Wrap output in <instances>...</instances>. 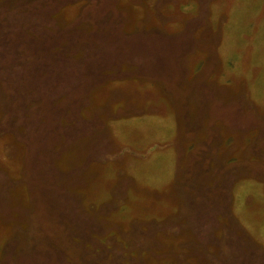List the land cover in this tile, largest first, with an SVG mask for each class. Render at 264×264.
Here are the masks:
<instances>
[{
    "label": "rangeland",
    "instance_id": "rangeland-1",
    "mask_svg": "<svg viewBox=\"0 0 264 264\" xmlns=\"http://www.w3.org/2000/svg\"><path fill=\"white\" fill-rule=\"evenodd\" d=\"M254 106L264 0H0V264H264Z\"/></svg>",
    "mask_w": 264,
    "mask_h": 264
},
{
    "label": "flooded vegetation",
    "instance_id": "flooded-vegetation-1",
    "mask_svg": "<svg viewBox=\"0 0 264 264\" xmlns=\"http://www.w3.org/2000/svg\"><path fill=\"white\" fill-rule=\"evenodd\" d=\"M254 109H256V113L258 115V121H257L258 126L261 128L262 125L264 124V119L262 118V116H260V113H259L260 110L258 108H256L255 106H254ZM237 110H239V111L243 110L242 105H239ZM236 114H237V112H236ZM238 114H240V113H238ZM232 122L233 123L227 122L226 126L228 128H227V132L225 134V139L224 138L222 139L223 146H224L223 149H222L223 158L229 157V153L233 150L234 144L236 143V141L233 139V136L230 133V131L232 130L233 132H235L236 131L235 127L240 129L241 126H242V128H244V123H241L239 120L234 119ZM262 131L264 132V128L262 129ZM231 142H234V143H231ZM236 152H238V151H236ZM217 153H218V151H211V156H214ZM237 162L238 161H233L232 165H231V163L230 164H226L227 166L228 165L231 166V167L228 168L226 174H229V171H232V175H235V177H236L238 174L243 172V170L245 168V165L240 164V162H238V163ZM225 163L226 162L223 161L222 162V166L220 167L221 168L220 172L223 174V177L221 179L222 180V182H221L222 185L220 186V189H221L220 191H221V193L223 192V195H224V198L221 199V205H222V208L224 209L223 211H224L225 216H230L229 207L228 206H229V203L231 204L233 202V200H232V198L230 200V192H229V189H228V187L226 185V181H227L228 177H226V174H225V171H224V168H223V167H225ZM198 186L201 187V184H199ZM216 186H217V184H216ZM226 197H227V202L225 201Z\"/></svg>",
    "mask_w": 264,
    "mask_h": 264
},
{
    "label": "trees",
    "instance_id": "trees-1",
    "mask_svg": "<svg viewBox=\"0 0 264 264\" xmlns=\"http://www.w3.org/2000/svg\"><path fill=\"white\" fill-rule=\"evenodd\" d=\"M55 31H56V30H55ZM59 34L64 36V35L66 34V32H65V31H59ZM63 45H64V44H63ZM63 45H59V46L62 47ZM53 49H54V48H53ZM53 49H52V51H51V55H52V57H55V56H57L58 54H65V51H64V50H63L64 53H60L59 51H54ZM1 72H2V70H1ZM40 88H42V87H38V88H36V89H40ZM33 93H34V92H33ZM34 94H35V93H34Z\"/></svg>",
    "mask_w": 264,
    "mask_h": 264
}]
</instances>
